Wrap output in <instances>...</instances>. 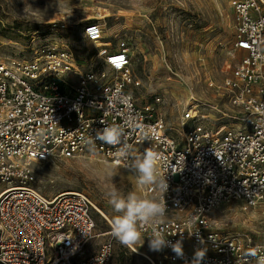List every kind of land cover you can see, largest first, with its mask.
<instances>
[{"label":"built area","instance_id":"1","mask_svg":"<svg viewBox=\"0 0 264 264\" xmlns=\"http://www.w3.org/2000/svg\"><path fill=\"white\" fill-rule=\"evenodd\" d=\"M229 9L235 62L219 84H208L227 112L191 97L179 117V139L129 91L140 81L125 42L96 47L104 38L99 22L86 23L83 35L105 70L84 71L67 46L35 49L30 59L0 56V264H109L110 245L85 256L95 229L89 198L76 191L42 196L32 165L97 155L135 175L129 165L145 149L159 154L168 189L145 186L142 195L165 201L156 227L173 243L182 239L184 251L178 258L166 246L157 255L192 264L195 252L205 250L201 264H254L247 253L262 245L222 234L212 219L221 205L239 202L249 211L264 204V1L229 0ZM199 108L221 113L227 126L186 128L207 119ZM112 125L124 131L127 161L117 163L116 147L98 140L90 150L96 131ZM151 230L141 229L147 245Z\"/></svg>","mask_w":264,"mask_h":264},{"label":"rangeland","instance_id":"2","mask_svg":"<svg viewBox=\"0 0 264 264\" xmlns=\"http://www.w3.org/2000/svg\"><path fill=\"white\" fill-rule=\"evenodd\" d=\"M95 8L107 10L109 17L98 18ZM90 22L102 27L104 38L97 47L110 42L114 48L125 42L140 81L129 91L138 106L151 105L154 117L163 121L172 138L179 139V117L191 97L195 103L217 105L227 112L208 84H219L227 66L235 62L229 58L233 48L229 0H0V56L30 59L35 49L67 46L84 71L105 70L95 58V45L83 35L84 25ZM199 110L207 119L189 122L186 128L215 131L227 126L221 113ZM32 169L33 187L42 196L82 192L94 205L95 229L85 256L107 244L111 247L109 264H172L150 251L142 239L126 247L111 235L110 223L118 214L104 193L115 186L124 196L133 191L142 195L135 175L112 167L97 155L69 160L53 157L33 164ZM212 219L222 234L264 246V204L249 211H243L239 202L221 205Z\"/></svg>","mask_w":264,"mask_h":264},{"label":"clouds","instance_id":"3","mask_svg":"<svg viewBox=\"0 0 264 264\" xmlns=\"http://www.w3.org/2000/svg\"><path fill=\"white\" fill-rule=\"evenodd\" d=\"M90 31L91 29H88L86 35ZM123 135L124 131L121 127L116 125L105 126L97 130L95 137L88 141L91 146L90 150H94L95 141L98 140L102 144L116 147L113 155L117 163L127 161L129 160V149L127 145L122 144ZM159 160V154L151 149H145L141 156L131 160L129 167L136 175V182L139 188L155 186L162 192L167 191L168 182L165 177H161L158 171ZM104 196L113 211L118 214L111 220L110 232L112 237L120 244L126 247H133L142 238L141 229L151 225V235L147 237L149 250L159 252L169 246L178 258H183L182 239L173 243L156 227L162 222L165 215V201L155 198L148 199L135 191L129 192L124 196L115 186L107 189ZM189 233L191 234L192 232ZM247 255L254 264H264V247H254ZM204 257L205 250H197L192 264H201Z\"/></svg>","mask_w":264,"mask_h":264},{"label":"bare ground","instance_id":"4","mask_svg":"<svg viewBox=\"0 0 264 264\" xmlns=\"http://www.w3.org/2000/svg\"><path fill=\"white\" fill-rule=\"evenodd\" d=\"M95 12L98 15V18H105L109 17V12L105 9L102 8H95ZM98 44V43H97ZM97 47V46H96ZM69 192V191H66ZM65 193V192H64Z\"/></svg>","mask_w":264,"mask_h":264}]
</instances>
